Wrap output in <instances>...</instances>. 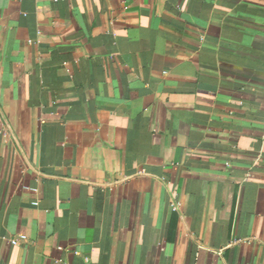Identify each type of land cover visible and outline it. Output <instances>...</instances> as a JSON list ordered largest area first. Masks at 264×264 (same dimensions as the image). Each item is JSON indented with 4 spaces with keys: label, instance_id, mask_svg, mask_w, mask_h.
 I'll return each mask as SVG.
<instances>
[{
    "label": "crops",
    "instance_id": "crops-1",
    "mask_svg": "<svg viewBox=\"0 0 264 264\" xmlns=\"http://www.w3.org/2000/svg\"><path fill=\"white\" fill-rule=\"evenodd\" d=\"M0 264H264V0H0Z\"/></svg>",
    "mask_w": 264,
    "mask_h": 264
},
{
    "label": "built area",
    "instance_id": "built-area-1",
    "mask_svg": "<svg viewBox=\"0 0 264 264\" xmlns=\"http://www.w3.org/2000/svg\"><path fill=\"white\" fill-rule=\"evenodd\" d=\"M33 190H36V189H33ZM32 204H33V205H37L38 202L35 200V201L32 202ZM176 208H177V205H175V206L173 207V210H176ZM19 237H20V239H25V238H26V237L23 236V235H22V236H19ZM10 242L15 244V243H16V239H15V238H11V239H10Z\"/></svg>",
    "mask_w": 264,
    "mask_h": 264
}]
</instances>
